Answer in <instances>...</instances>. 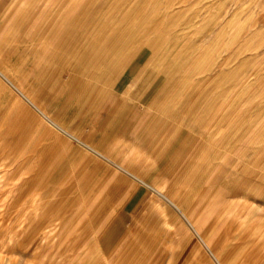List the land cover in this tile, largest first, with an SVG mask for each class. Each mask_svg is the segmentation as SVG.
Here are the masks:
<instances>
[{
    "label": "rangeland",
    "instance_id": "1",
    "mask_svg": "<svg viewBox=\"0 0 264 264\" xmlns=\"http://www.w3.org/2000/svg\"><path fill=\"white\" fill-rule=\"evenodd\" d=\"M31 17L14 51L0 45V264H88L84 244L100 217L86 213H100L92 193L104 168L117 176L109 193L144 171L115 167L83 140L84 130L45 112L55 90L39 74L47 50L73 27L53 66L67 69L94 38L83 79L108 71L118 90L130 80L124 67L151 71L194 116L197 132L179 155L188 159L189 185L172 192L154 179L149 190L159 226L152 241L165 264H264V0H41ZM60 116L68 118L67 108ZM185 186L198 198L187 217L175 207ZM77 229H85L79 239Z\"/></svg>",
    "mask_w": 264,
    "mask_h": 264
},
{
    "label": "crops",
    "instance_id": "2",
    "mask_svg": "<svg viewBox=\"0 0 264 264\" xmlns=\"http://www.w3.org/2000/svg\"><path fill=\"white\" fill-rule=\"evenodd\" d=\"M40 3L41 0H0V45L10 53L14 51L19 37L31 31V16ZM72 29L62 43L47 50L39 74L40 81L55 90L53 100L46 105L45 112L55 114V120L64 128L74 125L84 130L86 133L83 140L97 153L106 154L115 161L114 166L118 164L120 167L122 163H127L125 167L131 165L134 170H140L141 167L144 170L137 176L132 174L139 184L136 180L127 181L118 193H109V189L118 185L117 176H108L109 169L104 168V175L107 176L100 185L94 186L92 193L96 197L100 195L103 209L99 210V215L94 214L99 208L86 213V217H100L93 234L100 252L97 253L94 244H85L88 264H165L163 249L152 241L159 226H155L152 221L156 206L149 197V190L152 188L150 185L159 183L153 182L154 179H164L166 184L176 188L172 192L177 191L180 185H185L183 179L189 164L188 159H179V155H187V138L189 134L197 132L193 124L194 116L182 107L184 99L178 100L171 96L166 83H153L154 73L151 71L141 76L142 71L124 67V75L128 74L130 80L118 90H115L114 78L108 71L101 72L102 75L96 79H83L79 72L80 64L88 58L94 38H90L79 53L74 55L67 69L53 66L59 55L57 49L67 41ZM100 30H104L102 26ZM67 73L70 76L63 81ZM140 76L141 79L132 84V80ZM157 95L162 99L158 100ZM65 108L68 118L63 120L60 113ZM89 136L96 140L90 141ZM72 154L74 152L68 158ZM84 165L82 160L76 169ZM192 189L191 186L183 187L176 199L175 207L184 217L191 215L189 208L198 201Z\"/></svg>",
    "mask_w": 264,
    "mask_h": 264
},
{
    "label": "bare ground",
    "instance_id": "3",
    "mask_svg": "<svg viewBox=\"0 0 264 264\" xmlns=\"http://www.w3.org/2000/svg\"><path fill=\"white\" fill-rule=\"evenodd\" d=\"M49 10V9H48ZM53 33H55V31L53 32ZM160 79V78H159ZM158 79V80H159ZM156 81V80H155ZM164 81V80H163ZM164 82H166V81H164ZM154 83V82H153ZM151 87H152V85H151ZM157 87V86H156ZM155 90V89H154ZM153 90V91H154ZM108 91V90H107ZM157 91V90H156ZM155 92V91H154ZM145 95V94H144ZM55 96V95H54ZM53 96V97H54ZM155 96V95H154ZM102 97V96H101ZM149 97V96H148ZM151 97V96H150ZM159 96L157 95V98H158ZM116 98V97H115ZM155 99V98H154ZM53 100V99H52ZM147 100H148V98H147ZM146 100V101H147ZM143 101H144V99H143ZM145 101V102H146ZM149 102H150V100H149ZM108 104V103H107ZM151 104V103H150ZM120 105V104H119ZM105 106V105H104ZM147 106V105H146ZM100 112V111H99ZM145 113V112H144ZM16 115V114H15ZM130 116V115H129ZM14 121V120H13ZM127 121V120H126ZM126 123V122H125ZM174 131V130H173ZM176 131V130H175ZM48 132V131H47ZM50 133V132H49ZM26 134V133H25ZM52 134V133H51ZM132 136V135H131ZM163 136V135H162ZM133 137V136H132ZM170 137V136H169ZM43 138V137H42ZM131 138V137H130ZM165 138H167V137H165ZM89 139H90V141H92V142H94L96 139H94L93 137H91V136H89ZM92 139V140H91ZM124 140V139H123ZM159 141V140H158ZM61 142V141H60ZM64 142V141H63ZM82 142V141H81ZM126 142V141H125ZM166 142H168V141H166ZM198 142V141H197ZM188 143H189V141H188ZM84 144V143H83ZM62 145V144H61ZM56 147V146H55ZM206 147V146H205ZM23 148V147H22ZM51 149V148H50ZM212 149V148H211ZM116 152H117V150H116ZM81 154V153H80ZM22 155V154H21ZM89 155V154H88ZM77 156H78V154H77ZM148 156V155H147ZM230 156V155H229ZM66 157V156H65ZM74 157V156H73ZM45 158H47V157H45ZM44 158V159H45ZM53 158V157H52ZM62 158V157H61ZM75 158V157H74ZM80 157L78 156V159H79ZM60 159V158H59ZM235 160H236V158H235ZM242 160V159H241ZM14 161H15V159H14ZM77 161V160H76ZM197 161V160H196ZM41 162V161H40ZM43 162V161H42ZM219 162V161H218ZM57 163H58V161H57ZM64 163V162H63ZM95 163V162H94ZM93 163V164H94ZM227 163V162H226ZM49 164V163H48ZM195 164V163H194ZM202 164V163H201ZM44 165H46V164H44ZM55 165V164H54ZM66 164H64V166H65ZM103 165V164H102ZM101 165V166H102ZM234 165V164H233ZM244 165V164H243ZM27 166V165H26ZM38 166V165H37ZM3 167V166H2ZM43 167V166H42ZM92 167V166H91ZM138 167V166H137ZM201 168V167H200ZM233 168V167H232ZM45 169V168H44ZM100 169V168H99ZM56 170V169H55ZM12 171V170H11ZM225 171V170H224ZM2 172H4V171H2ZM189 172V171H188ZM109 173V172H108ZM220 173V172H219ZM225 173V172H224ZM232 173V172H231ZM9 174V173H8ZM41 174V173H40ZM48 174V173H47ZM53 174V173H52ZM210 175V174H209ZM35 176V175H34ZM48 176H49V174H48ZM107 176V175H106ZM105 176V177H106ZM186 176V175H185ZM230 176V175H229ZM249 176V175H248ZM200 177V176H199ZM243 177V176H242ZM241 177V178H242ZM3 178V177H2ZM1 178V179H2ZM117 178V177H116ZM229 178V177H228ZM227 178V179H228ZM43 179V178H42ZM56 179V178H55ZM93 179H94V177H93ZM104 179V178H103ZM215 179V178H214ZM26 180V179H25ZM30 181H32V180H30ZM48 181V180H47ZM191 181V180H190ZM229 181V180H228ZM218 182V181H217ZM3 183V182H2ZM28 183V182H27ZM26 183V184H27ZM102 183V182H101ZM214 183V182H213ZM243 184V183H242ZM241 184V185H242ZM34 185V184H33ZM127 185V184H126ZM211 185V184H210ZM218 185V184H217ZM41 186V185H40ZM79 186V185H78ZM26 187V186H25ZM30 187V186H29ZM59 187H60V185H59ZM87 187V186H86ZM217 187V186H216ZM221 187V186H220ZM252 187V186H251ZM129 188V187H128ZM79 189V188H78ZM98 189V188H97ZM110 190V189H109ZM128 190V189H127ZM241 190V189H240ZM24 191V190H23ZM81 191V190H80ZM83 191V190H82ZM81 191V192H82ZM156 191V190H155ZM189 191V190H188ZM207 191V190H206ZM36 192V191H35ZM48 192V191H47ZM124 192V191H123ZM160 192V191H159ZM237 192V191H236ZM24 193V192H23ZM214 193V192H213ZM80 194V193H79ZM260 194V193H259ZM186 195V194H185ZM121 196V195H120ZM208 196H210V195H208ZM71 197V196H70ZM18 198H19V196H18ZM26 198V197H25ZM82 198V197H81ZM86 198V197H85ZM91 198V197H90ZM120 198V197H119ZM36 199V198H35ZM74 199V198H73ZM206 199V198H205ZM22 200H24V199H22ZM77 200V199H76ZM91 200V199H90ZM72 201V200H71ZM202 201V200H201ZM10 202V201H9ZM21 202V201H20ZM27 202H28V200H27ZM27 202L25 203V204H27ZM84 202V201H83ZM88 202V201H87ZM39 203V202H38ZM208 203V202H207ZM33 204V203H32ZM70 204V203H69ZM74 204V203H73ZM8 205V204H7ZM37 205V204H36ZM190 205V204H189ZM38 206V205H37ZM199 206V205H198ZM7 207V206H6ZM9 207V206H8ZM13 207V206H12ZM29 207V206H28ZM200 207V206H199ZM227 208V207H226ZM242 208V207H241ZM9 209V208H8ZM13 209V208H12ZM67 209V208H66ZM157 209V208H156ZM179 209H181V208H179ZM34 210V209H33ZM203 210V209H202ZM242 210V209H241ZM20 211V210H19ZM81 211V210H80ZM187 211V210H186ZM185 211V212H186ZM249 211V210H248ZM108 209H107V214H108ZM148 212V211H147ZM21 213V212H20ZM34 213V212H33ZM37 213V212H36ZM200 213V212H199ZM258 213V212H257ZM3 214V213H2ZM9 214V213H8ZM66 214V213H65ZM150 214V213H149ZM243 214V213H242ZM13 215V214H12ZM99 215V214H98ZM9 216V215H8ZM106 216V215H105ZM239 216V215H238ZM102 217V216H101ZM191 217V216H190ZM16 218V217H15ZM88 218V217H87ZM104 218V217H103ZM238 218V217H237ZM257 218V217H256ZM10 219V218H9ZM100 219V218H99ZM142 219V218H141ZM140 219V220H141ZM148 219V218H147ZM254 219V218H253ZM55 220V219H54ZM214 220V219H213ZM26 221V220H25ZM93 222V221H92ZM96 222V221H95ZM140 222V221H139ZM215 222V221H214ZM216 222H217V220H216ZM256 222V221H255ZM138 223V222H137ZM238 223V222H237ZM2 224V223H1ZM7 224V223H6ZM17 224V223H16ZM15 224V225H16ZM71 224V223H70ZM100 224H101V222H100ZM143 224V223H142ZM50 225V224H49ZM94 225V224H93ZM191 225V224H190ZM243 225V224H242ZM91 226V225H90ZM95 226V225H94ZM92 227V226H91ZM78 228H80V227H78ZM247 228V227H246ZM3 229V228H2ZM56 229V227H53V229H51V230H49V235H47L45 238H49L50 236H51V234H52V232L53 231H56L55 230ZM86 229V228H85ZM85 229L83 230V231H85ZM240 229V228H239ZM96 230V229H95ZM183 230V229H182ZM83 231H81V230H79V229H77V231L75 230V232H76V237L79 239V238H81V236H82V234H83ZM132 232V231H131ZM137 232V231H136ZM167 232V231H166ZM90 234V233H89ZM135 234V233H134ZM138 234V233H137ZM43 235V234H42ZM93 235V234H92ZM179 235H180V233H179ZM88 236V235H87ZM184 236V235H183ZM229 236V235H228ZM11 237V236H10ZM222 237V236H221ZM234 237V236H233ZM99 238V237H98ZM133 238V237H132ZM202 238V237H201ZM44 239V238H43ZM46 240V239H45ZM84 240V239H83ZM44 241V240H43ZM47 242V241H46ZM9 243V242H8ZM45 243V242H44ZM130 243V242H129ZM203 243L204 244H206V242L203 240ZM91 245V244H94L95 246H97V249H98V245H97V241L95 240V237H94V235H93V237L91 236V238L89 239V240H87V242H86V245ZM222 244V243H221ZM67 245V244H66ZM85 245V244H84ZM7 246V245H6ZM128 246V245H127ZM196 246V245H195ZM2 247V246H1ZM217 248V247H216ZM13 249V248H12ZM11 249V250H12ZM62 251V250H61ZM195 251V250H194ZM218 251V250H217ZM100 252V250L98 249L97 250V253H99ZM214 252V251H213ZM190 253V252H189ZM9 254V253H8ZM60 254V253H59ZM74 255V254H73ZM99 255V254H98ZM225 255V254H224ZM9 256V255H8ZM75 256V255H74ZM120 256V255H119ZM93 257V256H92ZM217 257V256H216ZM74 258V257H73ZM35 259V258H34ZM92 259V258H91ZM186 260V259H185ZM218 260V259H217ZM116 262V261H115ZM53 263V262H52ZM51 263V264H52ZM66 264V263H65ZM218 264V263H217Z\"/></svg>",
    "mask_w": 264,
    "mask_h": 264
}]
</instances>
